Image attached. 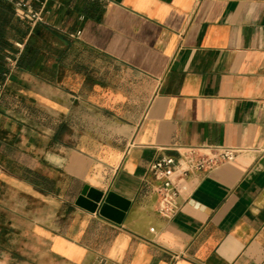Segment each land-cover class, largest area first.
Wrapping results in <instances>:
<instances>
[{"label": "crops", "instance_id": "obj_1", "mask_svg": "<svg viewBox=\"0 0 264 264\" xmlns=\"http://www.w3.org/2000/svg\"><path fill=\"white\" fill-rule=\"evenodd\" d=\"M29 1L43 21L14 14L0 97V264H264V0ZM204 144L242 151L161 216L150 164ZM86 186L128 201L121 223L75 204Z\"/></svg>", "mask_w": 264, "mask_h": 264}, {"label": "built area", "instance_id": "obj_2", "mask_svg": "<svg viewBox=\"0 0 264 264\" xmlns=\"http://www.w3.org/2000/svg\"><path fill=\"white\" fill-rule=\"evenodd\" d=\"M13 8L14 14L20 20L32 25L43 21L41 9H36L29 0H6ZM21 50L23 43L15 42ZM18 53L7 57V73L16 67ZM4 82L0 83V95ZM238 147H228L219 144L186 145L176 148L177 155L162 156L154 160L149 170L158 183L153 191L157 196V212L166 218L174 217L180 209V188L178 181L195 171H209L221 164L231 162L241 153Z\"/></svg>", "mask_w": 264, "mask_h": 264}, {"label": "water", "instance_id": "obj_3", "mask_svg": "<svg viewBox=\"0 0 264 264\" xmlns=\"http://www.w3.org/2000/svg\"><path fill=\"white\" fill-rule=\"evenodd\" d=\"M75 204L90 212L98 211L99 214L121 223L129 203L115 193L109 192L104 195L90 187H84L77 197Z\"/></svg>", "mask_w": 264, "mask_h": 264}, {"label": "trees", "instance_id": "obj_4", "mask_svg": "<svg viewBox=\"0 0 264 264\" xmlns=\"http://www.w3.org/2000/svg\"><path fill=\"white\" fill-rule=\"evenodd\" d=\"M20 32H21V28L18 25V21L14 17L12 7L6 0H0V83L4 82L6 78L5 75L8 71L6 66L8 55L16 54L15 52L14 53L12 52L15 47L14 42H21L20 39H16V37H14V33L18 34ZM21 33L23 35L25 34L24 31ZM17 50L19 51L18 48ZM9 51H11V53ZM20 63H21V54L18 53L16 66L20 65Z\"/></svg>", "mask_w": 264, "mask_h": 264}]
</instances>
